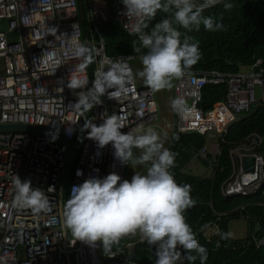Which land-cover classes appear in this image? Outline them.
I'll use <instances>...</instances> for the list:
<instances>
[{"label":"built area","instance_id":"1","mask_svg":"<svg viewBox=\"0 0 264 264\" xmlns=\"http://www.w3.org/2000/svg\"><path fill=\"white\" fill-rule=\"evenodd\" d=\"M85 3L87 23L97 35L96 61L124 60L132 69L136 57H109L105 40L99 34V25L109 19L132 34L129 25L135 21L124 14L122 0L113 11L109 0ZM2 18H9V31L17 38L12 41L7 33L0 32V126L46 129L71 144L82 115L72 105L77 102L78 93L87 89H70L68 83L76 78L90 81L88 65L84 66L74 55V46L84 43V16L79 1L0 0ZM241 67L245 71H240ZM210 85H225V94L205 110L201 107L203 91ZM86 87L91 88L92 84ZM256 87L261 92L258 100L254 96ZM177 96L184 97L189 110L183 115L173 110L174 121L167 128L172 129L171 134L175 131L204 137L205 144L193 160L211 167L208 178L214 182L225 169L220 163L225 158L229 171L220 185L221 194L228 199L240 198L225 210H217L210 199L208 205L215 220L204 224L203 241L220 248L222 239L216 232L223 233V219H228L227 227L234 217L246 224L245 238L239 240L243 246L264 250V136L250 133L236 142L226 140L232 124L264 105L262 60L256 58L247 66H239L236 73L187 70L184 77L173 81L171 100ZM101 100L102 104L89 111V120L96 125L115 115L124 123L122 132L158 128L155 91L139 85L136 78L129 82L126 93L116 99L105 95ZM88 131L82 144L71 148L68 166L72 164L63 177L65 151L58 141L32 132L0 131V264H140L132 259L135 243L112 246L106 255L102 242L75 240L62 224L73 186L89 177L104 178L110 173L123 180L126 163L114 155L111 143L101 148L97 141L88 138ZM246 159H252V165L246 166ZM78 170L82 175H77ZM14 176L21 181L30 180L32 188L44 191L51 202L50 210L35 212L17 206ZM178 264H184V260Z\"/></svg>","mask_w":264,"mask_h":264},{"label":"clouds","instance_id":"2","mask_svg":"<svg viewBox=\"0 0 264 264\" xmlns=\"http://www.w3.org/2000/svg\"><path fill=\"white\" fill-rule=\"evenodd\" d=\"M221 2L122 0L124 14L129 20L135 21L129 25L130 32L138 38L132 42L134 52L140 53L142 49H147L146 54L140 56L142 70L133 73L124 60L96 61L94 46L87 41L76 44L74 55L82 64L87 66L97 63L98 67L91 88L86 87L89 83L86 78L69 80L70 89H87L78 93V100L72 108L78 112H88L102 104L101 97L105 95L109 99H116L128 91L129 82L135 77L142 79L153 91L172 88V81L184 77L187 70L201 58L198 41L193 42V37L188 33L199 31L201 25L207 31L225 30L222 22L211 15H204L205 9ZM223 7L230 10L233 4L224 3ZM158 12L168 15L150 31H146ZM109 89L112 91L109 92ZM171 106L180 115L189 110L186 100L181 96L175 97ZM123 127V121L115 115L106 117L100 125L85 120L82 140L89 130L88 138L97 141L101 148L111 143L115 149L114 155L122 162L149 164L147 174L136 173L129 181L124 180L123 173V180L118 174L110 173L104 178L89 177L82 184L73 186L65 205L63 226L71 231L75 240L88 244L102 242L106 255L111 252L113 245H119L122 238L139 233L142 241L154 248L155 264H178L182 259L190 264H195L199 259L200 264H206L208 251L199 243L196 232L186 222L184 215L186 210L196 205L191 197V186L178 184L170 171L174 167L176 154L164 147L161 136L153 128L141 127L136 131L122 132ZM73 141L69 143L70 149L82 144ZM134 148L141 150L135 159ZM77 175H82V172L78 170ZM13 184L17 206L31 208L35 212L50 210L49 197L41 189L32 188L30 180L21 181L18 176H14ZM200 230L203 231V227ZM216 234L221 239H227L230 235L219 230Z\"/></svg>","mask_w":264,"mask_h":264},{"label":"trees","instance_id":"3","mask_svg":"<svg viewBox=\"0 0 264 264\" xmlns=\"http://www.w3.org/2000/svg\"><path fill=\"white\" fill-rule=\"evenodd\" d=\"M78 1L84 14V42L87 41L89 45L94 46L97 35L87 23L85 0ZM120 1L109 0L110 10L113 11ZM224 3H232L233 7L230 10H225ZM167 15L158 12L156 17L149 22V29H146V31H150L156 23ZM204 15H211L218 22H222L225 30L207 31L201 25L199 31L188 33L189 36L193 37V42L198 41L201 53V58L189 69L190 71L216 70L223 73H236L239 66H247L256 58H260L264 65V0H223L219 5L206 9ZM180 30L185 31L184 29ZM99 34L105 40V49L109 57L117 58L122 55H132L139 59L140 55L147 52V49H142L140 53L134 52L132 42L138 39L137 36L125 32L121 25L113 19L100 24ZM181 40H183V37H181ZM88 69L90 73L89 84H92L95 77L96 63L88 64ZM224 94L225 85L207 86L203 91L201 107L205 110L211 109L215 103L223 98ZM89 116V111L82 112L80 125L73 143L80 144L82 142L83 132L85 131L82 128L85 120H89ZM250 133H258L264 136V105L258 106L254 111L232 124L228 128L226 140L236 142ZM204 144L205 138L196 133H177L174 131L170 136L168 149L176 154L174 167L170 169L171 173L178 184L191 186V197L196 201V205L186 210L184 215L186 222L196 232V235L199 232L197 239L208 251L206 264H264V250L244 247L239 240L231 241L229 237L222 239V246L217 249L214 248L212 243L203 241L200 229L206 222L212 223L215 220L208 205L210 199H213L217 210L228 209L240 201L238 197L228 199L221 194L220 185L229 171L225 158L220 161L225 169L219 173L214 182L208 177L187 172V164L191 162ZM227 220L225 218L221 222L223 233H227V227H225ZM138 240L137 238L135 242ZM113 246L123 247L124 244L119 243V245ZM132 259L140 264H155L154 248L149 246L146 241H140L135 246ZM184 264H190V262L184 260ZM195 264H200L199 259L195 261Z\"/></svg>","mask_w":264,"mask_h":264},{"label":"rangeland","instance_id":"4","mask_svg":"<svg viewBox=\"0 0 264 264\" xmlns=\"http://www.w3.org/2000/svg\"><path fill=\"white\" fill-rule=\"evenodd\" d=\"M0 32L7 33V35H9V38L12 41H15L17 38V34L9 31V18L0 19ZM0 63H1V61H0ZM142 67L143 66H142L140 58L139 59L136 58L132 62V69H133L134 73L138 70H142ZM240 71H245V68L241 67ZM135 78H136V81L139 85H141L143 87L144 86L148 87L142 79H140L139 77H135ZM173 81H172V83H173ZM172 88L164 89L161 91H155V99H156V104L158 107V114H159V122L156 126L159 129L154 128V130L161 136V139L163 140L165 148L169 147L170 136H171L170 134L172 131V129H168L167 126L172 124L174 121V114H173V109L171 106ZM254 96H255V99H257V100L260 98L261 92H260L259 87H256L254 89ZM140 153H141L140 149L134 148L133 149V158L135 159V157H138L140 155ZM71 164H72V162H70L69 166ZM149 166H150L149 164L140 165V164L134 163L133 161H129V163H126L125 170L123 172L124 180L127 179V180L131 181V178L136 173L141 174V175L147 174V169ZM186 170H187V172H190L192 174L200 175L203 177H208L210 175V172H211V167L205 166V165L199 163L198 161L193 160L190 162V164L187 165ZM227 233L230 234L229 235L230 239H243V238H245V234H246L245 222L242 221L241 219H236V218L230 219L229 223H228ZM137 238L139 239V241H142L139 233H137L136 235L125 236L124 238L121 239L120 244L133 243L137 240Z\"/></svg>","mask_w":264,"mask_h":264},{"label":"water","instance_id":"5","mask_svg":"<svg viewBox=\"0 0 264 264\" xmlns=\"http://www.w3.org/2000/svg\"><path fill=\"white\" fill-rule=\"evenodd\" d=\"M81 13H83L82 9H81ZM0 131L34 132V133H37V134H41V135L52 137L55 140H57L58 142H60L63 145L64 150H65V163H64V168H63V171H62V177L64 176L65 170H66L68 162H69L71 149H70L69 143H67L59 134H57L55 132H51V131L45 130V129L32 128V127L23 126V125L0 126ZM249 165H252V159H246V166H249ZM181 252H182V249H181Z\"/></svg>","mask_w":264,"mask_h":264},{"label":"crops","instance_id":"6","mask_svg":"<svg viewBox=\"0 0 264 264\" xmlns=\"http://www.w3.org/2000/svg\"><path fill=\"white\" fill-rule=\"evenodd\" d=\"M83 16H84V14H83ZM89 25V24H88ZM99 27H100V25H99Z\"/></svg>","mask_w":264,"mask_h":264},{"label":"bare ground","instance_id":"7","mask_svg":"<svg viewBox=\"0 0 264 264\" xmlns=\"http://www.w3.org/2000/svg\"><path fill=\"white\" fill-rule=\"evenodd\" d=\"M159 129V128H158ZM167 136V135H166Z\"/></svg>","mask_w":264,"mask_h":264}]
</instances>
